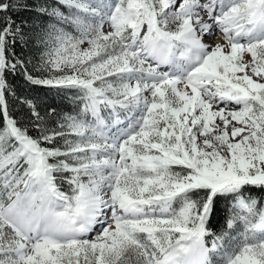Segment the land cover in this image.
<instances>
[{"label":"snow or ice","instance_id":"obj_1","mask_svg":"<svg viewBox=\"0 0 264 264\" xmlns=\"http://www.w3.org/2000/svg\"><path fill=\"white\" fill-rule=\"evenodd\" d=\"M18 7L0 0V264H264V0L41 4L46 77L12 50ZM18 68L80 113L49 127L24 100L32 135L8 107Z\"/></svg>","mask_w":264,"mask_h":264},{"label":"trees","instance_id":"obj_2","mask_svg":"<svg viewBox=\"0 0 264 264\" xmlns=\"http://www.w3.org/2000/svg\"><path fill=\"white\" fill-rule=\"evenodd\" d=\"M55 0H19V7L11 15L17 26L25 34L24 39L17 40L14 47L16 56L26 62L28 71L36 77H46L49 72L43 69L44 59H46L43 49L45 44L38 43L39 36L43 33L48 21L54 19L37 11L41 4H53ZM11 51V50H10ZM7 84L14 95L6 92L10 113L25 127L30 128L32 135L35 131L31 129V111L24 100H31L35 103L41 116L45 118L49 127L57 125L59 117L71 115L77 112L79 99L73 100V88H56L35 85L29 82L24 72L18 68L13 72H6ZM71 91V92H70ZM55 110L52 112L51 110ZM2 126V124H0ZM251 195L258 201L264 199V191L251 189ZM230 201L226 197H221L216 205L212 219L211 229L217 234H221L227 226L230 217Z\"/></svg>","mask_w":264,"mask_h":264},{"label":"rangeland","instance_id":"obj_3","mask_svg":"<svg viewBox=\"0 0 264 264\" xmlns=\"http://www.w3.org/2000/svg\"><path fill=\"white\" fill-rule=\"evenodd\" d=\"M51 23H55V20L54 19H51V20H49L48 21V24L46 25V28L44 29V30H46L47 29V26L49 25V24H51ZM206 40H208V38H205ZM206 42H208V43H218V42H223L222 41V38L221 37H219V35H217V38L216 39H212V40H208V41H206ZM50 46L49 45H45V49H43V53H44V55H45V53L48 51V48H49ZM46 57V56H45ZM51 74V73H50ZM71 92V91H70ZM72 95H73V100H76V99H79L78 98V96H79V92H78V90L77 89H72ZM80 100V99H79ZM81 106H82V101L80 100V103H79V105H78V108H77V112H75V113H73V114H71V115H77V114H79L80 113V110H81ZM125 115H127L126 113H122L121 114V119L123 120L124 119V116ZM64 118V117H63ZM89 119H90V117H89ZM62 120V116L61 117H59V119H58V121H61ZM111 122V121H110ZM126 122V121H125ZM123 125H114L113 127H112V129H111V131L112 132H115L116 131V129L118 128V127H122ZM62 143V142H61ZM227 199H229V201H230V216L233 214V212L235 211L233 208H232V197L231 196H227L226 197ZM230 218V217H229ZM243 230V225H242V223L241 222H239V221H237L236 222V224H235V226H234V228L233 229H228L227 228V226L225 227V229H224V231L222 232V233H224V232H226V233H228V236H226L225 237V242L227 243V241H228V237H231V236H236L240 231H242Z\"/></svg>","mask_w":264,"mask_h":264},{"label":"bare ground","instance_id":"obj_4","mask_svg":"<svg viewBox=\"0 0 264 264\" xmlns=\"http://www.w3.org/2000/svg\"><path fill=\"white\" fill-rule=\"evenodd\" d=\"M209 40V39H208ZM208 40H206V41H208Z\"/></svg>","mask_w":264,"mask_h":264}]
</instances>
